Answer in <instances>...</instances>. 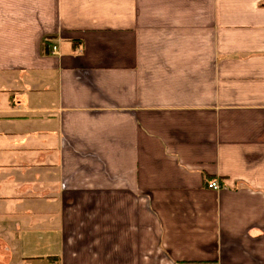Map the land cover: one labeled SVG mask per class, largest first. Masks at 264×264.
<instances>
[{
	"label": "crops",
	"instance_id": "0c3cea01",
	"mask_svg": "<svg viewBox=\"0 0 264 264\" xmlns=\"http://www.w3.org/2000/svg\"><path fill=\"white\" fill-rule=\"evenodd\" d=\"M263 1L0 0V264H264Z\"/></svg>",
	"mask_w": 264,
	"mask_h": 264
},
{
	"label": "built area",
	"instance_id": "2783aa9c",
	"mask_svg": "<svg viewBox=\"0 0 264 264\" xmlns=\"http://www.w3.org/2000/svg\"><path fill=\"white\" fill-rule=\"evenodd\" d=\"M53 54L58 55L56 48H54ZM208 188L213 189V190H220L222 189V185L218 183L217 181H212L211 183L208 184Z\"/></svg>",
	"mask_w": 264,
	"mask_h": 264
},
{
	"label": "rangeland",
	"instance_id": "374dc122",
	"mask_svg": "<svg viewBox=\"0 0 264 264\" xmlns=\"http://www.w3.org/2000/svg\"><path fill=\"white\" fill-rule=\"evenodd\" d=\"M5 257H7V255H4V254L0 253V262L4 261ZM43 263H45V262H43Z\"/></svg>",
	"mask_w": 264,
	"mask_h": 264
},
{
	"label": "trees",
	"instance_id": "16d2710c",
	"mask_svg": "<svg viewBox=\"0 0 264 264\" xmlns=\"http://www.w3.org/2000/svg\"><path fill=\"white\" fill-rule=\"evenodd\" d=\"M260 6L264 7V1L260 4Z\"/></svg>",
	"mask_w": 264,
	"mask_h": 264
}]
</instances>
